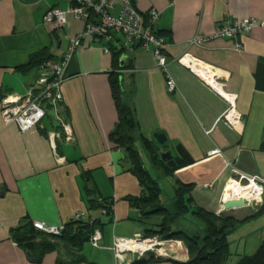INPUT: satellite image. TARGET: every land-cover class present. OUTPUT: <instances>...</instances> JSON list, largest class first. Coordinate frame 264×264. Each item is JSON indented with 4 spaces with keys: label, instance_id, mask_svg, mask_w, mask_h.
<instances>
[{
    "label": "crops",
    "instance_id": "0c3cea01",
    "mask_svg": "<svg viewBox=\"0 0 264 264\" xmlns=\"http://www.w3.org/2000/svg\"><path fill=\"white\" fill-rule=\"evenodd\" d=\"M131 1L138 13H160L154 28L166 43L167 74L157 67L151 49L125 47L127 60L119 68L117 58L87 37L66 68L57 114L47 111L26 132L13 123L4 125L0 115V264H185L189 256L183 242L165 239L183 231L179 220L189 218L186 231L193 236L204 229L203 223L195 221L199 228L192 223L201 221L193 214L197 210L231 217L242 227L255 209L264 216V194L255 208L224 212L220 207L227 181L237 175L264 179V0ZM70 4L0 0V100L22 97L35 86L38 67H18L40 51L59 63L70 40L83 31L82 22L71 16L64 26L43 23L48 10H66ZM225 19L259 22L238 39L240 52L228 39H211L204 48L190 45L195 37H210ZM185 55L215 73L223 93L235 98L230 111L223 97L176 62ZM167 75L176 86L172 93L165 85ZM111 78L120 86V103L131 111L132 147L158 190L157 202L135 201L149 194L130 171L124 149L110 138L119 122ZM154 134L164 135L165 142L158 144ZM144 142L159 160L166 152L173 160L180 146L192 163L171 171L152 160ZM213 150L220 155L209 156ZM182 187L188 191L177 197ZM100 199L113 200L112 216L101 215ZM187 199V212L179 214L177 203ZM76 214H82L81 222H100L97 248L89 241L80 248L50 241L56 247L36 263L11 237L12 230L35 221L65 228ZM154 233L162 244L144 256L146 263L132 254L124 255L123 263L115 259L110 249L115 238Z\"/></svg>",
    "mask_w": 264,
    "mask_h": 264
},
{
    "label": "built area",
    "instance_id": "2783aa9c",
    "mask_svg": "<svg viewBox=\"0 0 264 264\" xmlns=\"http://www.w3.org/2000/svg\"><path fill=\"white\" fill-rule=\"evenodd\" d=\"M70 2L66 10L59 8L48 10L43 16V23L64 26L67 17L71 16L72 19L82 22L83 31L70 40L66 53L59 63L46 61L40 66L35 86L24 96L5 97L0 100V115L4 125L13 123L18 126L20 132H26L36 126L45 117L47 111L58 113L61 102L60 85L67 79L66 68L87 37H90L93 43H99L106 55L112 54V49H124L127 46H137L143 51L151 49L157 67L166 73V43L156 34L154 28L160 16L158 11L150 9L146 13H138L131 0H70ZM258 25L259 22L254 19L243 21L225 19L210 37H195L190 41V45L204 48L211 39H228L233 42V49L240 52L242 48L238 39L249 34ZM176 62L197 76L214 93L223 97L229 111L234 107L235 98L223 93L221 83L209 67L189 55L177 59ZM165 85L169 93L176 89L174 81L168 75ZM217 155H220L218 150L209 153V156ZM205 187L210 186L205 185ZM263 194L264 179L237 175L224 186L220 207L223 209L224 203L241 200L245 207L255 208ZM101 215H106L104 210H101ZM81 217L82 214H76L74 221H80ZM32 226L37 231L55 237L60 236L64 231V226L49 227L36 221L32 222ZM100 240V232L95 230L89 242L97 248ZM160 244L157 237L147 238L136 235L131 239L115 238L110 249L116 260L127 254H132L139 260L148 253L156 252V247Z\"/></svg>",
    "mask_w": 264,
    "mask_h": 264
},
{
    "label": "trees",
    "instance_id": "16d2710c",
    "mask_svg": "<svg viewBox=\"0 0 264 264\" xmlns=\"http://www.w3.org/2000/svg\"><path fill=\"white\" fill-rule=\"evenodd\" d=\"M112 50L113 52L110 55L119 60V58L123 55V48H115ZM51 60L53 59L46 55L44 51H40L34 56L30 63L25 66L18 67L17 69L22 71L36 66L38 67V70H40V66L43 63ZM110 83L119 121L115 132L110 138L115 142V144L124 149V152L132 165L130 171L137 177L140 186L143 188V193L146 191L149 194L148 196H144L143 194L135 201L137 203L152 201L157 202L158 190L154 187L155 184L150 180L147 172L141 166L140 159L132 147V139L129 136V132L134 129L135 125L131 111L123 106L119 101L121 89L117 84V81L111 78ZM144 146L155 163L160 165L166 164L167 168L171 171L184 168L192 163L191 158L180 146L176 148V158L167 162L159 160L147 142H144ZM150 183L152 185H149ZM149 186L153 187L151 188ZM187 188L188 187H182L176 189L175 192L177 197H181L183 193L187 192ZM189 201L190 200L187 199L182 204L180 202L177 203L179 214L187 212L188 207L186 206V203ZM96 202L100 209L105 211L106 216H112V199H100ZM262 212L263 211L260 208L256 214L259 215ZM193 214L204 224L203 235L201 237L196 235L186 236L183 232H174L165 237V239L179 240L183 242L189 256V260L185 264H222L228 254V244L226 238L238 221L223 215L214 216L212 214H207L201 210H197ZM99 226H101L99 221H94L91 224L81 221H72L71 223L65 225L64 231L60 236L55 237L37 231L33 228L32 222H30L12 230L11 237L17 245L22 246L27 253L30 254L32 258L31 260L38 263L42 254L51 251L56 247V242L67 247L80 248L84 242L89 241L91 235L98 229L97 227ZM162 231L163 229L160 227L159 233H162ZM156 235L157 234L154 233L153 235L144 236L150 238V236L155 237ZM40 237H48L50 239L42 240L39 239ZM143 258H140L138 263H146L147 261H143ZM240 264H264V240H262L256 252L249 258L244 259Z\"/></svg>",
    "mask_w": 264,
    "mask_h": 264
},
{
    "label": "rangeland",
    "instance_id": "374dc122",
    "mask_svg": "<svg viewBox=\"0 0 264 264\" xmlns=\"http://www.w3.org/2000/svg\"><path fill=\"white\" fill-rule=\"evenodd\" d=\"M50 115L52 117L53 114L50 113ZM156 172V170L152 171V175H154V177L157 176ZM162 186L165 187L164 182L162 183ZM257 211L255 210L254 214L252 215V218L249 219L250 222L248 225L242 227L241 224L236 223L234 228L229 232L226 238L228 244V254L222 264H240L244 259L252 256L256 252L262 240H264V216L260 214L257 215ZM186 219L189 218L186 217L184 221L181 219L179 220V223L184 224V229L182 232L186 236H189V232L187 233L186 228H188L187 226L190 227V224L189 222H187ZM195 221L199 225H202L201 221H198V219H194L192 220V223L195 224V228H199ZM107 231L109 232V230ZM194 235L201 237L203 234L195 233ZM150 238H152V236H150ZM39 239L48 240L50 238L40 237Z\"/></svg>",
    "mask_w": 264,
    "mask_h": 264
},
{
    "label": "water",
    "instance_id": "95a60500",
    "mask_svg": "<svg viewBox=\"0 0 264 264\" xmlns=\"http://www.w3.org/2000/svg\"><path fill=\"white\" fill-rule=\"evenodd\" d=\"M127 60V57L125 55H122L119 58V68H123L124 67V62ZM153 138L157 141L158 144L162 145L165 142V137L162 134H154ZM171 155L170 153L166 152V153H162L160 155V160L163 162H167L169 160H171ZM241 208H245V204L239 200V201H229L223 204V211L227 212L230 210H236V209H241ZM160 247L157 246L156 249L158 250Z\"/></svg>",
    "mask_w": 264,
    "mask_h": 264
},
{
    "label": "bare ground",
    "instance_id": "6f19581e",
    "mask_svg": "<svg viewBox=\"0 0 264 264\" xmlns=\"http://www.w3.org/2000/svg\"><path fill=\"white\" fill-rule=\"evenodd\" d=\"M123 260H124V259H123L122 257L119 258V261H120L121 263H123Z\"/></svg>",
    "mask_w": 264,
    "mask_h": 264
}]
</instances>
